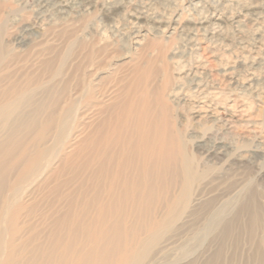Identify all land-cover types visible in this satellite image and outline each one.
<instances>
[{"label": "rangeland", "instance_id": "obj_1", "mask_svg": "<svg viewBox=\"0 0 264 264\" xmlns=\"http://www.w3.org/2000/svg\"><path fill=\"white\" fill-rule=\"evenodd\" d=\"M55 1L42 5L39 0H0V74L33 89L27 111L44 105L33 129V136L43 132L47 137L42 147L48 154L38 172L56 158L55 166L44 172L49 176L67 156L84 150L91 131L90 122L84 123L90 121L86 115L90 117L96 101L97 82L99 88L122 92L136 67H149L157 89L188 91L189 77H182L197 68L206 84L199 93L193 84L200 100L195 110L165 96L178 115L187 153L211 182L192 213L185 207L188 203L175 207L179 221L166 229V245L151 264H258L256 246L264 235V0H67L70 5L62 11V0ZM138 15L143 17L139 23ZM220 16L223 21L214 31H206L207 24L200 22ZM227 69L239 84L232 82ZM165 74L171 82L163 86ZM48 120L50 129L45 128ZM213 134L230 149L208 162L209 146L197 145ZM35 177L19 182L12 177L16 190L11 207H20L22 217L32 207L49 206L46 198L54 182L42 184V178ZM77 179L73 197H63L59 207L64 211L75 204L90 217V179ZM197 189L195 183L194 194ZM254 213L260 221L251 230ZM159 219H169L167 210L155 212L154 220Z\"/></svg>", "mask_w": 264, "mask_h": 264}, {"label": "bare ground", "instance_id": "obj_2", "mask_svg": "<svg viewBox=\"0 0 264 264\" xmlns=\"http://www.w3.org/2000/svg\"><path fill=\"white\" fill-rule=\"evenodd\" d=\"M39 2L45 5V0ZM69 5L62 0L58 8L62 11ZM248 8L254 13L253 7ZM139 15L137 23L143 19ZM219 21H223L221 16L200 22L207 24L206 31L211 27L214 31L213 26H220ZM224 72L239 84L231 69ZM152 77L149 67H136L122 92L99 88L97 82L96 101L90 106V117L86 115L90 121L84 123L91 124L84 150L67 156L58 171L45 176L44 172L57 159L38 172L48 151L42 147L46 136L43 132L33 136V129L37 128L44 105L40 103L27 111L33 104V97L28 95L33 89L0 74V264H151L164 249L166 229L179 221L175 207L188 203L185 207H190L188 211L192 213L191 207L201 203L199 196L211 182H207V173L197 170L195 157L187 153L181 124L176 122L178 115L166 96L176 105L185 103L195 110L200 100L193 84L199 93L206 76L202 77L197 68L190 69L182 78L189 77L186 81L192 88L187 91L186 87H179L167 93L164 87L159 90L153 86ZM170 82V76L165 74L163 86ZM198 117H202L201 113ZM50 125L48 120L44 127L50 129ZM198 142L199 148L209 146L205 148L208 162L229 153V144L216 135ZM31 175L42 178V184L54 183L49 199L46 198L48 209L32 207L22 217L18 213L20 207H11L12 192L16 190L11 181L13 176L19 182L18 178ZM76 177L81 181L90 179V217L85 208L82 214L75 204H69L64 211L59 207L63 197H73L76 184L80 183ZM195 183L198 191L194 194ZM62 189L66 190L65 195ZM157 210H167L169 219L154 220ZM251 215L252 230L260 217L258 213ZM223 233L230 234L227 230ZM258 241L254 262L264 264V235Z\"/></svg>", "mask_w": 264, "mask_h": 264}]
</instances>
